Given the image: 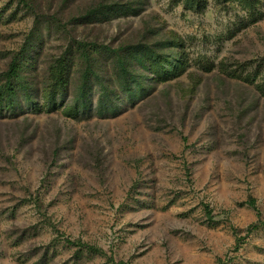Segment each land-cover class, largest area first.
Wrapping results in <instances>:
<instances>
[{"label":"rangeland","instance_id":"rangeland-1","mask_svg":"<svg viewBox=\"0 0 264 264\" xmlns=\"http://www.w3.org/2000/svg\"><path fill=\"white\" fill-rule=\"evenodd\" d=\"M119 262L264 264V0H0V264Z\"/></svg>","mask_w":264,"mask_h":264},{"label":"trees","instance_id":"trees-1","mask_svg":"<svg viewBox=\"0 0 264 264\" xmlns=\"http://www.w3.org/2000/svg\"><path fill=\"white\" fill-rule=\"evenodd\" d=\"M152 54V56L154 57V59H155V61H158L159 60V63H160V61L161 60H164V55H163V53H161V52H159V54H155L154 52H152L151 53ZM149 61H151L152 62V57L151 58H149L148 60H147V62H149ZM182 67V64L180 63L179 64V62H178V67L179 68H181ZM16 69H17V66H16V61L13 59L12 61H11V64H10V67H9V70H8V77H12V76H15L16 75ZM173 71H175V68L173 67V69H170L169 70V73L170 72H173ZM250 208H252L254 211H256L257 212V215H259V213H258V210L256 209V206H255V201H254V199H249L248 201H247V203H246ZM205 211H206V214H207V216L210 218V210L207 208V207H205ZM211 219V218H210ZM212 220V219H211ZM258 226L257 225H253V226H251L249 229L250 230H255L256 228H257ZM233 232H234V234H236V231H235V229L233 230ZM249 232V231H248ZM236 236V235H235ZM237 241H238V239H237ZM71 244H73V243H71ZM88 249H90V250H93V251H95V252H101L102 253V251L101 250H99V249H96V248H92V247H87ZM110 261H111V259H109ZM112 261H113V259H112ZM114 262V261H113ZM118 264H127V263H124V262H119Z\"/></svg>","mask_w":264,"mask_h":264}]
</instances>
